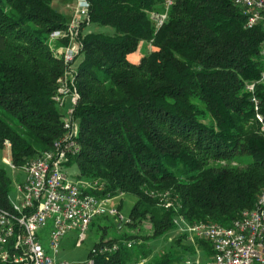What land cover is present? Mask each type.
Masks as SVG:
<instances>
[{"label":"trees","instance_id":"trees-1","mask_svg":"<svg viewBox=\"0 0 264 264\" xmlns=\"http://www.w3.org/2000/svg\"><path fill=\"white\" fill-rule=\"evenodd\" d=\"M54 1L0 0V148L9 142L15 166L63 134L53 95L67 65L49 33L67 17ZM88 2L90 25L111 32L81 38L73 64L79 150L67 165L77 164L76 178L103 182L99 196L135 198L127 225L149 220L152 233L103 236L87 254L95 264H134L177 217L228 226L254 206L264 187V31L247 27L233 0H175L157 30L149 12L162 10V0ZM11 188L0 169V206H9ZM197 242L212 257L209 241ZM191 252L172 246L148 264H181Z\"/></svg>","mask_w":264,"mask_h":264},{"label":"built area","instance_id":"built-area-1","mask_svg":"<svg viewBox=\"0 0 264 264\" xmlns=\"http://www.w3.org/2000/svg\"><path fill=\"white\" fill-rule=\"evenodd\" d=\"M233 1L246 16L247 27L261 23L264 31V0ZM174 2L162 0V10L149 12L156 29L164 23ZM75 4L76 13L69 24L49 33L50 48L60 54L67 65L53 95L58 106L64 107L68 103L63 115V134L50 149L21 166L9 163L13 170L20 168L22 176L14 184L13 197L10 194L7 196L9 206H0V262L3 264H95L93 256L82 261L58 260L61 239L68 231L74 230L75 246H79L95 218L118 214L116 208L108 206L110 195L95 193L104 188L103 182L76 177L71 179L65 170L70 158L79 150L80 128L74 117L79 93L71 63L82 49L79 28L90 25L88 1L75 0ZM63 38L66 43L57 44ZM253 87L254 83L248 85L249 90ZM252 101L257 109L255 97ZM256 117L262 121L259 114ZM162 200L165 207L170 206L165 196ZM119 218L123 216L119 214ZM45 226L50 227L52 256L45 252L40 242L39 232ZM187 226L190 233L211 244V264H264V187L254 206L243 209L228 226L202 223ZM116 248V245L111 247ZM108 249L104 246L99 251ZM91 251L95 252V249Z\"/></svg>","mask_w":264,"mask_h":264},{"label":"rangeland","instance_id":"rangeland-1","mask_svg":"<svg viewBox=\"0 0 264 264\" xmlns=\"http://www.w3.org/2000/svg\"><path fill=\"white\" fill-rule=\"evenodd\" d=\"M52 4L57 10H59L63 15L67 17V24H69L70 20L76 13L75 0H56ZM89 29L105 33L111 32V28L109 27L101 28L96 27L94 25H89L86 27L81 26L78 30V38L81 39L82 35H84V33ZM139 50L142 54L148 53V51L150 50V44L146 41H142L139 45ZM53 52L54 54H56L55 51ZM75 59L76 58H74L71 63L72 66L70 65L72 68H74L73 64L76 62ZM67 106L68 103H66L64 107H58L65 113ZM6 142L7 141H5L3 143V147L0 148V169H4L7 176H9V178L11 179L12 188L8 194L12 195L13 197L14 184L15 182L20 180L22 176V171L20 168L16 170H13L11 168L9 164L12 163L10 159V145L8 146ZM65 170L69 178L71 179L75 178L78 174V168L76 163H73L69 166L67 165ZM134 201V197L127 195L124 192L111 195L108 206L116 208L118 214L114 216L105 214L95 218L90 224L88 230L86 231L85 240L79 246H75L74 230L68 231L61 239L59 253L56 258L58 260L66 261H82L88 259L89 256H87V254L89 250L91 251L93 249V245L95 243L100 242L103 236L105 239H108L110 237L115 236V234L117 233L122 234L124 232L140 236L150 235L152 233V224L149 220L142 221L135 228H129L127 225V222L129 221V217L127 216V214ZM120 206L121 209L119 208ZM119 214H121L123 218H119ZM175 224V229L169 231L165 235L152 239L149 242L151 248L150 254L146 258L141 259L138 263L134 264H148L154 256H157L160 253L166 251L169 247L174 246L176 249L181 250V245H188L194 248L193 253L191 252L184 254V262H182L181 264H211L212 257H208L204 252H202L200 248L197 247V240L205 239L199 238L196 235L190 233L187 229L188 224L182 218H175ZM49 234L50 227L48 226H45L44 229L39 232L40 242L45 252L48 255L52 256V249L50 248L49 242Z\"/></svg>","mask_w":264,"mask_h":264}]
</instances>
